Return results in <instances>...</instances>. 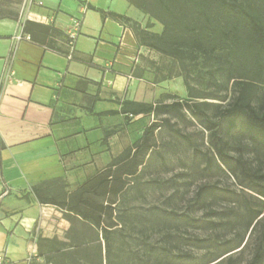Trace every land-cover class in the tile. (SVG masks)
Masks as SVG:
<instances>
[{"label":"crops","instance_id":"obj_1","mask_svg":"<svg viewBox=\"0 0 264 264\" xmlns=\"http://www.w3.org/2000/svg\"><path fill=\"white\" fill-rule=\"evenodd\" d=\"M108 7L102 0H25L20 16L0 17V254L6 264L41 262L40 242L70 228L64 212L76 215L67 206L78 188L129 147L124 134L141 114L123 110L125 100H139L125 95L121 71L138 42L127 25L104 18ZM75 18L81 27L72 49L68 30Z\"/></svg>","mask_w":264,"mask_h":264},{"label":"rangeland","instance_id":"obj_2","mask_svg":"<svg viewBox=\"0 0 264 264\" xmlns=\"http://www.w3.org/2000/svg\"><path fill=\"white\" fill-rule=\"evenodd\" d=\"M124 1L102 3L110 6L105 11L131 17L136 25L125 24L130 29L133 24L136 31L137 25L162 31L160 22L127 0L132 9L128 12ZM24 4L25 0H0V17L20 16ZM136 41L129 68L121 71L127 78L126 96L154 104L193 99L213 120L223 119L222 111L234 103L241 85L218 70V58L187 51L180 59ZM259 90L264 97V83ZM185 113H143L124 134L128 151L153 121L162 124L150 140L152 148L137 157L141 164L127 177L114 215L105 222L109 241L91 221L64 212L70 228L54 240L41 241L44 258L34 264H251L258 253L263 257L257 264H264V196L256 191L259 186L222 171L214 161L196 159L193 147L168 127L172 124L204 152L214 154L209 133L189 111ZM231 153L238 155L236 150ZM245 155L264 171V159L252 151ZM203 186L217 187L204 203L198 200Z\"/></svg>","mask_w":264,"mask_h":264},{"label":"trees","instance_id":"obj_3","mask_svg":"<svg viewBox=\"0 0 264 264\" xmlns=\"http://www.w3.org/2000/svg\"><path fill=\"white\" fill-rule=\"evenodd\" d=\"M163 25L160 33L137 25L126 14L101 11L104 18L111 17L127 24L139 43L176 58L183 59L187 51L200 52L221 61L218 70L237 79L241 85L234 103L222 111V120L215 121L202 104L193 99L172 102L147 103L125 100L123 110L134 115L161 112L185 116V111L209 133L214 154L204 152L198 143L172 124L168 127L187 141L196 159L213 161L222 171L242 176L259 186L256 191L264 196V171L255 168L246 157L252 151L264 159V97L259 84L264 83V0H128ZM89 8L96 9L89 5ZM135 30V31H134ZM257 100V103H255ZM161 122L153 121L133 149L125 151L104 169L81 185L75 199L67 206L70 210L91 221L103 231L106 241L110 227L106 220L114 215L117 197L125 190L128 176L136 173L141 164L137 157L152 148L150 140ZM232 150L238 151L233 155ZM216 186H203L198 200L204 203L209 194H215ZM62 208L66 202L55 199L42 200ZM260 211H257L256 218ZM262 254H256L251 264H257Z\"/></svg>","mask_w":264,"mask_h":264},{"label":"built area","instance_id":"obj_4","mask_svg":"<svg viewBox=\"0 0 264 264\" xmlns=\"http://www.w3.org/2000/svg\"><path fill=\"white\" fill-rule=\"evenodd\" d=\"M32 1V0H31ZM80 27H81V21L79 18H75L73 20L72 26L68 30V36L71 43V48L73 49V46L75 44L76 38L79 36L80 33ZM73 53H69V57H72ZM6 257L4 254H0V264H6Z\"/></svg>","mask_w":264,"mask_h":264}]
</instances>
